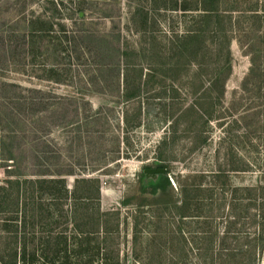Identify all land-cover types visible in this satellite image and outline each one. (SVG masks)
<instances>
[{"label": "rangeland", "instance_id": "obj_1", "mask_svg": "<svg viewBox=\"0 0 264 264\" xmlns=\"http://www.w3.org/2000/svg\"><path fill=\"white\" fill-rule=\"evenodd\" d=\"M52 2L58 0H0L1 186L46 170L74 173L64 175L70 190L76 178L98 179L101 210L119 214L120 247L132 264L134 221L141 247L149 235L163 243L175 230L199 228L183 224L188 220L180 224L175 210L158 202L180 205L189 194L195 213L216 216L220 181L227 180L228 191L264 183V0H221V10H236L225 34L230 56L224 35L208 30L205 62L180 67L178 82L164 54L191 20L171 8L177 2L193 6L191 0H85L81 16L67 3L64 23L75 40L26 35L31 17L55 14ZM140 15L147 18L145 28ZM153 39L158 56L144 62L141 49ZM217 65L230 69L221 100L212 92L201 118L200 111L184 114L206 92ZM151 67L153 80L145 84L143 77L138 96L126 100V75L133 83L138 70L144 75ZM159 167L170 188L151 194L161 180L149 171ZM200 176V186L199 178L188 179ZM224 215L213 221L220 231L230 222L228 209ZM198 261L192 256L189 264Z\"/></svg>", "mask_w": 264, "mask_h": 264}, {"label": "trees", "instance_id": "obj_2", "mask_svg": "<svg viewBox=\"0 0 264 264\" xmlns=\"http://www.w3.org/2000/svg\"><path fill=\"white\" fill-rule=\"evenodd\" d=\"M84 1L58 0L59 3L55 5L52 2L55 14L51 17H31L26 21L24 33L29 36L60 35L67 43L71 39L75 40L77 37L67 30L64 23V4L74 6L73 10L77 11V15H82ZM191 1L193 6L186 3L179 6L177 2L171 8L172 11H181L188 15L191 21L184 23L183 33L171 38L165 54L160 53V56L164 54V65L169 68L167 72L175 76L176 82L183 72L180 67H201L205 62V52L209 46H204L203 37L204 32L208 30L224 35L223 45L230 56L229 48L227 49L230 38L225 34L226 28L231 26L232 17L229 13L236 10L229 7L221 10V0ZM135 12L139 15L140 7H137ZM52 19L56 21L55 25L51 22ZM140 20L141 26L145 28L147 18L140 15ZM54 26L57 31H54ZM156 42L153 39L151 47L141 49L143 57H140L144 62L158 56L154 53ZM215 52L219 53L217 49ZM125 57H128V53ZM217 66L208 80L210 84L206 92L200 95L184 114L195 111L194 114L198 115L197 112L200 111L201 118L203 105L208 107L205 109L206 114L212 104V92L221 100L230 69L229 66ZM143 73V69L138 70L135 78H132L133 83H129L130 76L126 75V100L138 96L143 77L146 81L144 83L147 84L157 74L152 67L144 75ZM197 80L200 81L199 78L192 81ZM193 87L196 90L195 85ZM140 114L139 109L138 115ZM139 122L138 117L134 123L136 127H139ZM64 175L74 173L40 171L34 178L18 175L15 179H6L5 184L0 186V264H126V255L120 247L121 219L118 213L101 210L99 180L76 178L70 190ZM158 177L161 181L158 186L152 188L151 194H158L161 188H165L164 192L167 187L170 188L166 176ZM198 178L200 186L202 176L188 179L193 181ZM220 182L217 179V183L221 185V197L217 199L216 216L203 217L195 213L196 207L192 204L194 200H189V194L187 197L185 195L180 204L182 206L178 205L177 201L157 203L170 205L169 207L175 210L174 214L180 224L188 220L189 223L183 224H195L199 227L196 231L185 233L180 229L175 230L171 233V240L163 243L156 238L157 235H149L150 238L145 240V247H141L138 245L139 223L134 221L131 240L132 264H189V259L196 255L199 257V264L264 263V183L233 187L228 191L227 180ZM186 191L191 193V188L187 186ZM228 198L229 201L231 198L229 204ZM227 209L231 214L227 215L230 222L226 221V226L220 231L217 225L213 227V221L216 217L224 218ZM245 219L249 221L246 225ZM240 240L243 241L242 245L239 244Z\"/></svg>", "mask_w": 264, "mask_h": 264}, {"label": "water", "instance_id": "obj_3", "mask_svg": "<svg viewBox=\"0 0 264 264\" xmlns=\"http://www.w3.org/2000/svg\"><path fill=\"white\" fill-rule=\"evenodd\" d=\"M80 16H81V14H80ZM149 173H151V174H154V173H164V171L163 170H159V171H157V170H150Z\"/></svg>", "mask_w": 264, "mask_h": 264}, {"label": "flooded vegetation", "instance_id": "obj_4", "mask_svg": "<svg viewBox=\"0 0 264 264\" xmlns=\"http://www.w3.org/2000/svg\"><path fill=\"white\" fill-rule=\"evenodd\" d=\"M156 170H161V168H157ZM156 175H162L161 173H156Z\"/></svg>", "mask_w": 264, "mask_h": 264}, {"label": "built area", "instance_id": "obj_5", "mask_svg": "<svg viewBox=\"0 0 264 264\" xmlns=\"http://www.w3.org/2000/svg\"><path fill=\"white\" fill-rule=\"evenodd\" d=\"M0 178H1V175H0ZM1 184H2V183L0 182V186H1Z\"/></svg>", "mask_w": 264, "mask_h": 264}]
</instances>
